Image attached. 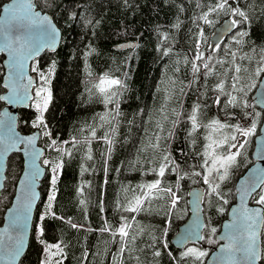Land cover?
<instances>
[{"label":"trees","instance_id":"1","mask_svg":"<svg viewBox=\"0 0 264 264\" xmlns=\"http://www.w3.org/2000/svg\"><path fill=\"white\" fill-rule=\"evenodd\" d=\"M7 1L0 0V8ZM216 2L36 0L37 8L49 13L61 29L62 42L55 53L44 52L32 63L46 73L55 62L49 85L52 100L45 112L49 135H43V128L32 126L34 109L18 110L21 133L41 132L39 144L46 149L42 164L47 169L40 185L41 200L29 245L19 264H41L45 244L57 242L63 245V264H204L219 244L217 234L235 202L236 181L254 162L253 139L264 116V111L251 100L264 73L256 74L258 68L264 67V0H228L248 19L237 24L220 48L208 52L209 38L217 24L228 17L242 19L227 9L210 13L211 23L199 19ZM241 32L247 34L240 36ZM198 49L204 59L196 61L199 71H194L192 63ZM2 61L0 55V95L5 91ZM237 66L239 72L235 70ZM32 73L38 77L37 72ZM102 76L118 79L121 84L101 93L96 85ZM233 76L240 78L237 88L243 87L247 95L233 89ZM221 81L223 90L217 88ZM252 84L255 87H249ZM229 94L237 97L235 105L228 103ZM106 95L111 98L107 103ZM243 100H247L248 108L243 106ZM197 105L199 127L193 130L189 117ZM3 106L0 101V110ZM212 120L242 128L256 121V130L247 138L236 165L230 168L229 178L220 182L219 191L227 204L215 195H207L209 186L203 181L206 136L211 129L206 126ZM220 132L230 136L234 129L226 127ZM53 140L57 142L55 147L50 146ZM164 155L170 156L178 169L173 171L170 164L160 177L152 170H158ZM44 160L50 163L46 165ZM56 163L62 164L52 201L58 218L40 221L50 187L53 188L51 169ZM22 168L21 154H11L0 192V224ZM196 172L201 175H194ZM157 179L162 189L170 187L180 197L176 207L169 211L170 197L153 190V196L145 199L140 211H126L133 194L142 192L138 186ZM196 185L205 188V239L186 247L206 251L208 254L200 261L181 258L186 247L178 250L170 241L188 218V191ZM256 199L257 194L251 203L256 204ZM220 207L225 211L219 212ZM121 217L132 225L123 240L118 234L113 235L122 223ZM105 222L111 225L109 231H101ZM37 225L43 227L42 235L37 233ZM213 227L217 229L215 233L211 232ZM209 239L215 242L209 243ZM262 249L264 252V235Z\"/></svg>","mask_w":264,"mask_h":264},{"label":"snow or ice","instance_id":"2","mask_svg":"<svg viewBox=\"0 0 264 264\" xmlns=\"http://www.w3.org/2000/svg\"><path fill=\"white\" fill-rule=\"evenodd\" d=\"M34 6L31 0H13L12 4H6L3 6V17H0V40L3 41L0 45V52H7L9 56L8 62V75L4 77V85L8 88V93L6 95H0V101H6L9 105L22 104L25 107L32 108L36 112L35 120L32 122V126L36 128H43V135H49L47 131V124L45 123V112L49 108V104L52 100V92L50 89V81L52 73L55 70V62L52 63L48 71L40 72L36 66L31 67L32 72H37L39 77V84L33 87L34 80L33 77L27 75L26 68L28 67L27 62L33 59L34 56L39 55L40 51L47 47H52L55 37V29L49 24L47 16H41L39 12L33 10ZM227 9L233 16H239L242 19H233L229 25L230 28H234L237 24L247 21L248 17L244 11H241L238 7L232 8L228 0H217L214 5H210L208 11L203 13L199 19L203 20L205 23H211L208 19L210 13H219ZM247 33L241 32L240 36H244ZM200 36L203 37V30L200 31ZM235 39V38H234ZM241 43L240 40L236 41ZM210 47H212L210 45ZM220 48V44L215 45V49ZM233 58H235L236 53H232ZM204 59L203 52L197 50V54L193 60L192 67L194 71H199L196 61ZM207 59H211L208 57ZM264 61V56L261 57ZM208 68V65H204ZM236 72L240 71L239 66L236 67ZM264 71V67L257 69V75ZM235 81L232 85L235 91L244 93L247 95L243 87L237 88V83H239L240 78L238 76H233ZM121 81L118 79H112L107 76L100 77L99 83L96 85L101 93H107L108 89L114 85H120ZM223 81L217 84V88L223 90ZM249 87H255V84ZM31 90V91H30ZM115 95V93H113ZM111 98L107 95L105 96V102L107 103ZM219 102V98H217ZM229 104L235 105L237 103V97L229 94ZM243 106L248 108L249 105L247 100L242 101ZM197 106H194L192 114L189 119L192 123V128L195 130L199 127L197 122ZM7 115V113H5ZM178 115V114H177ZM259 116L260 113H255ZM12 119V118H10ZM103 119V117H102ZM213 131H219L226 127H232L234 132L232 135L223 136L222 139L214 140L212 135L209 134L206 139L209 143L205 146V160L202 167L204 168L203 181L209 186L207 195H215L223 203L227 204L228 201L223 199L219 189L220 182H223L229 178V170L237 163V157L242 155V149L245 148L248 137H250L256 130V121L253 120L250 127L242 128L240 125L229 126L221 123L219 120H212L209 125ZM92 135L95 136V130H92ZM237 135L245 138L243 143H232L237 141ZM107 139V138H105ZM159 140V137H157ZM35 137L27 136L21 137L14 131V122L7 126V132L5 135L0 136V151L7 153L12 149H16L19 145H24L26 149V155L29 157L28 171L25 173V180L21 181L27 190L26 203L21 208L17 206L14 211L12 219L9 221V225L0 233V259H7L10 264H15V262L21 257L24 249V237L28 228L29 214L32 206V202L35 200V181L39 178L40 167L36 164V159L41 155L34 147ZM56 141L51 142V147L56 146ZM227 145V151L225 154H217L216 149L221 146ZM152 147H158L157 145H152ZM235 149V151H233ZM60 152H64V149H57ZM111 151V149H109ZM262 161H264V149L261 152ZM89 158H91L89 156ZM210 161V164H209ZM44 164H49L50 161L44 160ZM173 165L172 170L176 171L178 166L175 162L171 160L170 156L164 155L161 158V162L158 170L153 169L152 171L157 172V175L163 177L166 168L169 165ZM62 167L61 163H56L53 165V175L51 178V183L53 185V191L48 197V203L43 215L39 217L40 221L46 218H58L53 211L52 201L55 200V184L58 179V170ZM213 173L216 175L213 176ZM194 175L200 176L201 173L196 172ZM183 179V177H180ZM161 181L159 179L148 184H142L138 187L142 189L141 194H133L131 200L128 201L125 206L126 211L138 212L141 210V205L145 202V199H150L153 196V190L156 193H165L170 197V209H174L180 197L177 195L172 188H161ZM179 188V183L176 185ZM259 189V192L256 190ZM254 192L257 194L258 199L255 203L258 207L247 208L243 205L244 197L249 193ZM23 194V193H22ZM241 211L238 216L234 217L232 224L228 225L229 232L226 234V239L229 241L228 244L221 246V251L227 253L228 259L235 260L236 254L239 253V259L243 264H254L255 261L264 260V252H262L257 243L258 235H264L261 229H264V168L258 170V176L252 178L248 181L241 182ZM81 203H84L81 201ZM119 206V205H118ZM197 210L199 206L197 205ZM12 211V210H10ZM103 211V208H101ZM219 212H224L225 209L220 207ZM236 210L234 209V212ZM240 217H243V221L240 222ZM134 219V217H133ZM122 223L118 228L115 229L113 235H119L121 239L129 236L128 229L132 227L130 223L127 222L126 217H121ZM73 228L77 225L72 224ZM203 227V225H201ZM37 232L42 235L43 227L40 225L36 226ZM111 225L105 222L104 227L101 231H109ZM167 231V230H165ZM217 229L215 227L211 228V232L215 233ZM198 240H203L205 237L199 235L196 237ZM209 243H214L215 241L209 239ZM41 243H44L41 240ZM121 251H124L121 248ZM45 259L41 264H63V245L59 242L54 244H46L44 248ZM159 255V252L155 253ZM208 253L206 251L200 250L197 247H186L184 251L180 253L181 258L193 257L196 261L202 260ZM54 257H61V259L54 260Z\"/></svg>","mask_w":264,"mask_h":264},{"label":"water","instance_id":"3","mask_svg":"<svg viewBox=\"0 0 264 264\" xmlns=\"http://www.w3.org/2000/svg\"><path fill=\"white\" fill-rule=\"evenodd\" d=\"M34 11L39 12L41 16H47L49 24L54 27L55 29V37H54V43L52 47L44 48L40 51L39 55H36L33 57V59L29 60L27 62L28 67L26 68L27 75L33 77L34 84L33 87L37 84V75L33 74L31 72V65L32 63L37 60L44 52L48 53H55L62 42V32L61 29L57 26L55 23L53 17L47 13L42 12L40 9L36 6V0H31ZM13 0H8L5 2L1 8H0V17H3V6L6 4H12ZM233 20L232 17L225 18L222 20L219 24H217L214 29L212 30V33L209 38V47L208 52H214V48L216 44H221L226 38H228L235 30L236 27L230 28L229 25L231 21ZM3 41L0 40V45H2ZM210 45L212 47H210ZM126 48L125 46L122 48ZM0 55L3 56V68H4V74L2 78V86L5 89V91L1 95H6L8 93V88L4 85V77L8 75V62H9V56L7 52H0ZM31 91V90H30ZM252 102L257 106L258 108L264 110V73L261 76L252 96H251ZM4 103L3 108L0 110V136H3L7 132V126L10 123L14 122V131L19 134L21 137H27V136H33L35 137L34 147L41 155L36 159V164L40 167V175L39 178L35 181V200L32 202L30 214H29V220H28V228L27 232L24 237V249L21 254V257L15 262V264H19L21 258L25 254L30 237L32 234L33 229V222L35 218V213L37 206L41 200V192H40V185L41 181L44 179L46 174V168L42 165L41 160L46 154V149L39 145V138H40V131L35 130L31 133H21L18 130V110L19 109H28V107H25L22 104H15V105H9L6 101H2ZM7 113V115H5ZM12 118V119H10ZM253 151H252V157L254 160V163L244 172L243 175H241L235 184V190H236V199L235 203L232 204L227 212L226 219L222 222L220 230L217 234V239L219 240V244L216 246V248L207 256L205 259L204 264H243L242 261H240L239 256L240 254H236L235 260L228 259L227 253L221 251V246L226 245L229 243V241L225 238L226 234L229 232L228 225L232 224L234 217L238 216L241 211V182L242 181H248L252 178H255L258 176V170L261 168H264V161H262L261 152L262 149H264V116L262 123L259 127L258 134L253 139ZM13 153H19L22 156L23 159V168L22 172L17 180L16 186H15V193L12 198L11 204L9 207L5 210L4 216H3V222L0 224V233L3 232V230L9 225V221L12 219L13 214L17 206H20L21 208L23 205L27 202L26 197L28 195L27 190L25 189L24 185L21 184V181L25 180V173L28 171V162L29 157L26 155V149L24 145H19L18 148L12 149L8 151L7 153H3L0 151V192L4 187V182L6 178V169H7V161L11 154ZM256 192H259V189L256 190ZM23 193V194H22ZM205 194V188L201 185L193 186L188 191V209H189V215L185 222H183L176 230V232L171 237V246L173 248H176L178 250L184 249L189 244H201L202 240L196 239L197 236L203 235V229L205 227V220L203 215V197ZM256 194L254 192H249L243 200V205L247 208H255L258 207V205L251 204V198L253 195ZM197 205L199 206V210H197ZM234 209L236 210L234 212ZM12 210V211H10ZM243 221V217H240V222ZM203 225V227L201 226ZM263 229H261V232ZM257 243L262 251V235H258L257 237ZM263 252V251H262ZM0 264H10V262L7 259H0ZM254 264H262L261 261H255Z\"/></svg>","mask_w":264,"mask_h":264},{"label":"rangeland","instance_id":"4","mask_svg":"<svg viewBox=\"0 0 264 264\" xmlns=\"http://www.w3.org/2000/svg\"><path fill=\"white\" fill-rule=\"evenodd\" d=\"M209 134H211L212 135V138L214 139V140H219V139H222L223 138V136H225V135H228L226 132H220V130L219 131H213V129L211 128L210 130H209V132H208V134H207V136L209 135ZM206 136V137H207ZM247 139V138H246ZM207 140V139H206ZM244 140H245V138H243V137H240L239 139H237V141H234L233 143H243L244 142ZM209 143V140H207V144ZM206 144V145H207ZM228 146L227 145H224V146H221L220 148H218V149H216L215 151H216V153L217 154H225L226 153V151H225V149L227 148ZM225 151V152H224ZM233 151H235V149H233ZM224 152V153H223ZM209 164H210V161H209ZM52 171H51V178H52V175L54 174L53 173V169H51ZM229 172H230V170H229ZM216 174L215 173H213V176H215ZM52 191H53V188H52V186L50 187V190H49V193H48V196H47V198H46V203H48V197H49V195L52 193ZM43 215V214H42ZM38 233V232H37ZM45 246H46V244H45ZM45 252H44V254H43V260L45 259ZM54 260H56V259H54Z\"/></svg>","mask_w":264,"mask_h":264}]
</instances>
